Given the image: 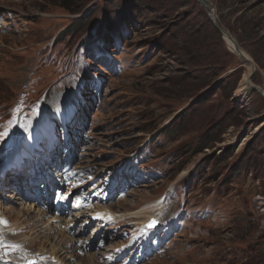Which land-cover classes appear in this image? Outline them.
I'll list each match as a JSON object with an SVG mask.
<instances>
[{"label":"rangeland","instance_id":"1","mask_svg":"<svg viewBox=\"0 0 264 264\" xmlns=\"http://www.w3.org/2000/svg\"><path fill=\"white\" fill-rule=\"evenodd\" d=\"M207 1L251 64L196 0H0V264L36 262L23 243L55 253L79 231L81 253H63L75 264H264V99L235 96L249 65L264 91V0ZM58 133L71 146L47 154L62 180L46 181L47 196L113 173L110 195L94 200L113 212L106 226L87 209L51 226L59 214L40 198L44 182L27 187L4 171L21 139L32 147ZM201 138L217 143L199 153ZM246 165L251 174L232 176ZM154 215L160 226L131 247Z\"/></svg>","mask_w":264,"mask_h":264},{"label":"bare ground","instance_id":"2","mask_svg":"<svg viewBox=\"0 0 264 264\" xmlns=\"http://www.w3.org/2000/svg\"><path fill=\"white\" fill-rule=\"evenodd\" d=\"M225 39V43L227 44V47L229 48V51L230 52H232L233 54H235V48H236V46H237V44L235 43V42H233V41H231V40H228L227 38H224ZM238 47V46H237ZM242 52V51H241ZM244 55H245V57L247 58V59H250V57H248L247 55H246V53H244V52H242ZM251 73V67H250V65H249V73H248V75H247V72H246V74H245V76H244V78H243V82H242V84L240 85V87L235 91V96H240L243 92H245L247 89L248 90H250L251 89V86L248 84V82L249 81H247L248 80V76H249V74ZM251 83V82H250ZM264 92V91H263ZM35 129H36V127H35ZM35 133V132H34ZM38 134V133H37ZM35 135V134H34ZM33 137V136H32ZM35 138H36V136H35ZM43 139H44V137H42ZM38 140H41V138H38V139H36V145H35V147H31V148H26V149H24L23 150V152L22 153H25V157L27 156V154L28 153H32V151H34V150H36V149H38V150H41L43 147H42V145L41 144H39L38 143ZM29 142V141H28ZM22 155V154H21ZM13 156V155H12ZM24 157V158H25ZM16 161V159H14V160H12V162H7V164H9V163H14ZM14 164H16V163H14ZM105 190V189H104ZM98 201V200H97ZM106 210V209H105ZM98 211V210H97ZM45 213V212H44ZM83 213V212H82ZM82 216H84V215H82ZM94 217V219H96V220H98V221H100V222H102V224L106 221V219H107V214L105 213V212H97L96 213V215L95 216H93ZM51 218V220H48V221H50L51 222V226H53V224H52V221H54V220H52V219H54V218H57V217H50ZM75 218V217H74ZM150 219H152L151 217H150ZM47 220V219H46ZM116 220V219H115ZM60 221V220H59ZM75 221V220H74ZM93 221V220H92ZM66 223H68L69 224V222H66ZM85 224H87V223H85ZM97 226V225H96ZM58 230V229H57ZM96 231V230H95ZM99 232V231H98ZM94 233V232H93ZM96 234H97V232H95ZM102 233V232H101ZM68 234V233H67ZM93 235V234H92ZM107 235H109V234H106V236ZM143 236L145 235V233H143L142 234ZM76 237H78V240H75V238H70L71 240H72V244L70 243L69 245H66V246H63L61 249L59 248L55 253H53V251L52 252H50L49 254H51V256H49L48 257V264H54L55 262H57V264H62L61 262H60V260L62 261V262H65V264H70V262L72 263V264H75L74 262H72V260L73 259H69V257L67 258V259H65V260H63V253H66V252H68L70 249H72V245H73V247H74V251L75 252H77L78 254H79V252L81 251H77L78 250V246H77V244L81 241V242H83V240L85 239V238H83V234L81 233V231H79L78 232V234L77 235H75ZM67 239V238H66ZM66 239H64V241L66 240ZM90 239H91V237H89V239L87 240V241H90ZM18 241V240H17ZM63 241V242H64ZM67 241V240H66ZM66 241L64 242V243H66ZM68 242V241H67ZM69 243V242H68ZM67 243V244H68ZM19 244H20V242H19ZM23 244H26V246L28 247V250L30 251V250H32V244H29V243H23ZM29 245V246H28ZM64 245V244H63ZM96 245V247H99V245L100 244H98L97 243V241L95 240V242H94V246ZM25 246V245H24ZM81 246V245H80ZM93 246V247H94ZM21 247H23V245L21 246ZM24 248V247H23ZM21 249V248H20ZM100 249V248H99ZM53 250V249H52ZM114 250V249H113ZM71 251V250H70ZM39 252H41V253H43V252H45V253H47L46 251H45V249L43 250H40ZM49 252V251H48ZM72 253V252H71ZM70 253V254H71ZM81 253V252H80ZM97 254V253H96ZM72 255V254H71ZM66 256V255H65ZM77 256V255H76ZM107 256V255H106ZM105 256V257H106ZM0 257H2V256H0ZM9 257V256H8ZM26 257H27V255H26ZM67 257V256H66ZM102 257V256H101ZM111 257V256H110ZM72 258H74V259H76L77 260V257L75 258L74 256H72ZM113 258V257H112ZM111 258V259H112ZM107 259V258H106ZM108 259H109V257H108ZM113 259H115V258H113ZM75 261V260H74ZM1 262V261H0ZM21 263V262H20ZM10 264H14L13 262L12 263H10ZM41 264H45V262H41ZM76 264H78V263H76Z\"/></svg>","mask_w":264,"mask_h":264},{"label":"water","instance_id":"3","mask_svg":"<svg viewBox=\"0 0 264 264\" xmlns=\"http://www.w3.org/2000/svg\"><path fill=\"white\" fill-rule=\"evenodd\" d=\"M196 1L199 3L201 8L208 14L211 22L213 23L215 29L221 34L222 39L224 40V42H225L224 38H227L228 40H231V41L235 42L233 40V38L231 37V35L217 24V21L215 19L214 13L212 12L213 8H212L211 4L209 3V1H207V0H196ZM234 52H235V55L242 62H244L246 64H248V63L251 64V61L245 57V55L241 52V50L237 46H236ZM251 67H252L251 73L249 74L248 80H247V81H249L248 84L251 86L252 90L256 91L264 99L263 90L260 87L253 85L252 82H251V77H252L253 72H254V66L251 65Z\"/></svg>","mask_w":264,"mask_h":264},{"label":"trees","instance_id":"4","mask_svg":"<svg viewBox=\"0 0 264 264\" xmlns=\"http://www.w3.org/2000/svg\"><path fill=\"white\" fill-rule=\"evenodd\" d=\"M63 7H65L64 9H66V10H68V11H70V9H67V8H70L69 6H67V5H65V6H63ZM82 18V17H81ZM81 18H78V20L76 21V22H82V20L83 19H81ZM75 22V23H76ZM74 26H76V24H74L73 26H70L66 31H65V36H71V35H74L76 32H74L73 31V29H74ZM113 30H115V29H113ZM213 30H216V29H213ZM217 31V30H216ZM218 32V31H217ZM199 45H201V44H199ZM198 47L200 48V46H196V48H197V52H198ZM213 58V56L212 57H210L209 58V60L210 59H212ZM216 110V109H215ZM165 128H167L168 129V127H165ZM217 143L216 141H204V139L203 138H201L199 141H198V143H197V147L199 148V153H201V152H203L204 150H206V149H209V147H211V143ZM240 174H251V170L248 168V165H246L244 168H242V169H239V170H236L235 172H234V174H232V176H234V178L236 177V176H238V175H240Z\"/></svg>","mask_w":264,"mask_h":264},{"label":"snow or ice","instance_id":"5","mask_svg":"<svg viewBox=\"0 0 264 264\" xmlns=\"http://www.w3.org/2000/svg\"><path fill=\"white\" fill-rule=\"evenodd\" d=\"M3 135H5V134H3V133H0V136H3ZM155 222H153V224H154ZM150 226H152V225H150Z\"/></svg>","mask_w":264,"mask_h":264}]
</instances>
